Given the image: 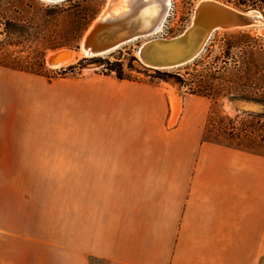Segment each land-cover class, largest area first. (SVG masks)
<instances>
[{
    "label": "rangeland",
    "instance_id": "374dc122",
    "mask_svg": "<svg viewBox=\"0 0 264 264\" xmlns=\"http://www.w3.org/2000/svg\"><path fill=\"white\" fill-rule=\"evenodd\" d=\"M107 1L0 0V69L9 74L0 86V127L8 128L14 142L0 145V264H34L36 254L43 263L54 241L50 236L56 234L58 241L64 236L65 221L79 219V170H72L66 161L30 158L79 153L85 126L96 132L98 120H112L100 109L108 100L123 106L132 96L136 117L147 119L157 136L166 135L186 106L193 112L183 113L184 120L202 116L203 141L264 155V144L259 150L257 137L264 136L260 29H217L194 60L170 69L151 70L139 63L136 51L146 38L98 57L76 55L72 64L49 68L47 54L76 50ZM197 1L172 0L154 36L179 35ZM216 1L241 11L256 10L264 19V4L250 7L241 0ZM119 69L122 79L116 77ZM122 115L129 114L119 109L116 116ZM253 116H260V122ZM249 124L252 128H247ZM231 126L237 138L230 137ZM250 130L253 137H244ZM237 143L241 145L236 147Z\"/></svg>",
    "mask_w": 264,
    "mask_h": 264
},
{
    "label": "crops",
    "instance_id": "0c3cea01",
    "mask_svg": "<svg viewBox=\"0 0 264 264\" xmlns=\"http://www.w3.org/2000/svg\"><path fill=\"white\" fill-rule=\"evenodd\" d=\"M8 76L0 69V86ZM131 97L102 104L112 120L84 125L79 153L30 158L70 162L81 178L79 219L34 264H264V155L203 141L186 106L154 135ZM9 138L0 127V145Z\"/></svg>",
    "mask_w": 264,
    "mask_h": 264
},
{
    "label": "bare ground",
    "instance_id": "6f19581e",
    "mask_svg": "<svg viewBox=\"0 0 264 264\" xmlns=\"http://www.w3.org/2000/svg\"><path fill=\"white\" fill-rule=\"evenodd\" d=\"M50 3H57L54 1H49L45 0ZM57 1V0H55ZM213 1L224 5L226 7H229L230 9H233L237 14L244 16L251 17L250 21H247L246 24H244L243 27L239 28H232V29H247V28H256L260 29L261 33H264V19L260 15L259 12L256 11V13H253L252 11L248 12H242L238 11V9L233 8L229 5L223 4L221 2H218L216 0H198L195 4V8L193 10L191 20L188 24V26L184 29L186 30L193 22V18L195 17L197 11H199L200 6L206 4L207 2H212ZM172 5V0H108L105 3L104 10H102L99 15L96 17V19L90 24L89 28L86 30L84 35L82 36L80 43H79V50L78 52H73V51H68L67 49H59L54 52H49L45 58V64L49 68H57V67H62V66H67L69 64H72L75 61V56L76 55H82L83 58H92V57H98L103 54H107L113 50H116L119 48L121 45L132 42L141 38H146L144 39L143 43L137 48V58L140 60L142 64H144L147 67H151L154 69H170V68H175L182 66L184 64H180L178 66H164V67H159V66H152L148 59L147 56V50L142 52V49L145 48V46L148 44H151L153 42H165L169 41L171 39H174L182 34L184 30L177 36L172 37V38H163L159 36H152L149 37L150 34L147 32L149 29L148 27H153L152 34H156V32L160 31L163 25V22L171 8ZM127 9V10H126ZM140 18V26L138 27L140 32H143L145 30L146 32H143L142 35L139 36H133L131 39L122 41L110 48L107 49H98V45H100L101 40L106 42L108 39L107 36H102L103 38L99 40V38L94 37L90 38L89 36L90 32L99 24L102 23H109V22H117L120 21L123 18H128L129 20L131 19H136ZM136 25L133 26L135 28ZM137 28V27H136ZM115 38H119L118 32L115 35ZM121 36V35H120ZM106 38V39H105ZM112 38V37H111ZM153 39L155 41H153ZM117 40V39H116ZM150 40V41H149ZM196 42V38H193L190 42H188L187 46L194 45ZM51 56H54L51 58ZM190 62V61H189Z\"/></svg>",
    "mask_w": 264,
    "mask_h": 264
},
{
    "label": "water",
    "instance_id": "95a60500",
    "mask_svg": "<svg viewBox=\"0 0 264 264\" xmlns=\"http://www.w3.org/2000/svg\"><path fill=\"white\" fill-rule=\"evenodd\" d=\"M54 2H59L61 0H49ZM241 11V10H238ZM252 11L256 13V10H247L242 12ZM258 12V11H257ZM261 15V14H260ZM252 19L248 16H242L237 14L233 9L221 5L215 1L207 2L206 4L200 6L199 11H197L195 17L193 18L192 24L182 32V34L174 39L165 42H153L146 45L142 52L147 50V56L152 63V66H178L180 64H186L189 61L194 60L199 53L204 48L206 42L210 38L211 34L217 29H232L243 27L247 21ZM136 25L135 28L133 26ZM140 26V18L131 19L123 18L120 21L102 23L97 25L89 34L90 38L97 37L102 39V36H107V41L101 40L98 49L110 48L122 41L131 39L133 36L142 35L138 27ZM147 32L150 34L149 37L154 36L152 34L153 27H148ZM118 32L119 38H115ZM121 35V36H120ZM112 37V38H111ZM193 38H196L194 45L187 46ZM117 39V40H116ZM150 41V40H149ZM153 41H155L153 39ZM68 51L78 52L79 46L76 50L67 49ZM54 52V51H53ZM54 56H51L53 58ZM139 63L148 69L158 70L151 67H147L140 62ZM47 65V64H46Z\"/></svg>",
    "mask_w": 264,
    "mask_h": 264
},
{
    "label": "trees",
    "instance_id": "16d2710c",
    "mask_svg": "<svg viewBox=\"0 0 264 264\" xmlns=\"http://www.w3.org/2000/svg\"><path fill=\"white\" fill-rule=\"evenodd\" d=\"M240 4H243V5H248V6H250V7H255V6H259V3H261V4H264V0H241V2H239ZM116 74H117V78L118 79H122V72H121V70L119 69V70H117L116 71ZM240 99H243V100H246V101H251V102H255V103H260L259 101H256V100H254V99H250V98H248V97H243V98H240ZM249 114H251V113H249ZM249 116H252V115H249ZM254 118H258L257 120V122L256 123H259L260 122V116H253ZM252 128V126H251V124H249L248 126H247V128ZM260 127H262V129H264V124H260ZM230 132H229V135H230V137H233V136H235L234 138H237V136L235 135V128H234V126H231L230 128ZM247 133L244 135V137L246 136V137H248V138H252L253 137V131H246ZM237 135H239V134H237ZM257 137H258V140H259V146H260V148L258 147V149L260 150L263 146H261V144H264V136H262V135H260V134H258L257 135ZM207 142H210V141H207ZM239 145H241V144H239V143H237V144H235V146L236 147H239ZM229 146H232V145H229ZM237 149H241V150H244V151H248V152H252V153H259V154H262L261 153V151L259 152V151H252V150H250V149H243V148H237Z\"/></svg>",
    "mask_w": 264,
    "mask_h": 264
}]
</instances>
